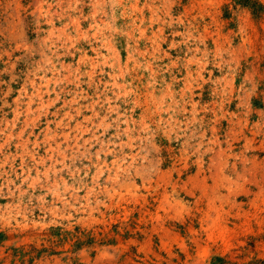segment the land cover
<instances>
[{
  "label": "rangeland",
  "instance_id": "374dc122",
  "mask_svg": "<svg viewBox=\"0 0 264 264\" xmlns=\"http://www.w3.org/2000/svg\"><path fill=\"white\" fill-rule=\"evenodd\" d=\"M8 179L0 264H264V0H0Z\"/></svg>",
  "mask_w": 264,
  "mask_h": 264
},
{
  "label": "clouds",
  "instance_id": "9594fccd",
  "mask_svg": "<svg viewBox=\"0 0 264 264\" xmlns=\"http://www.w3.org/2000/svg\"><path fill=\"white\" fill-rule=\"evenodd\" d=\"M77 2L79 3V2H81V0H77ZM49 63H50V61H49ZM40 70H41L40 67L37 66V68H36L35 71H36V72H39ZM33 74H35V73H33ZM112 110H115V109H112ZM118 116H119V113H118ZM110 126H111V124H103V125H102L104 131H107L108 127H110ZM101 135H103V132H101ZM11 183H12V180H11V179H8V180L5 182V184L0 185V189L6 187L8 184H11ZM63 190H64V189H63V187H62V188H61V191H63ZM45 194H47V192H46ZM21 195H23V193H21ZM31 199H32V197L29 196V203L31 202ZM36 199H38V200L40 201L41 205H43V203H44V196H43V195L37 197ZM61 199H63V198L61 197ZM65 204H66V207H67L68 209H71V208H72V205H71V204H67L66 201H65ZM51 207L55 208V204L53 203V204L51 205ZM13 218H14V217H13ZM53 223H56V221L54 220Z\"/></svg>",
  "mask_w": 264,
  "mask_h": 264
}]
</instances>
